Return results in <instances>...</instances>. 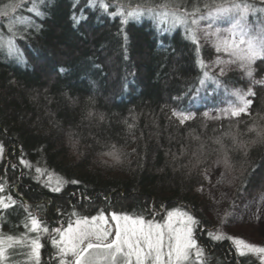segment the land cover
<instances>
[{
	"label": "trees",
	"instance_id": "trees-1",
	"mask_svg": "<svg viewBox=\"0 0 264 264\" xmlns=\"http://www.w3.org/2000/svg\"><path fill=\"white\" fill-rule=\"evenodd\" d=\"M103 2L110 4L107 12L98 0L94 6L89 0H47L40 7L44 16L33 17L39 28L24 29L18 18L29 17L33 4L25 2L13 14L6 6L20 0H0V11L9 12L0 16L5 49L0 53V238L5 240L0 264H37L31 252L37 237L38 264H59L53 230L79 217L114 212L161 221L176 208L199 221L194 238L204 250L203 264H264V255L240 256L226 236L211 239L209 234L217 233L194 192L206 161L225 153L239 192L264 189V139L248 130L264 127V88H253L250 115L171 123L170 109L191 103L210 51L181 26L165 32L166 24L147 16L122 24V17L110 14L116 5L127 9L165 0ZM177 2L191 12L195 6L204 11L212 0ZM13 24L16 36L25 37L16 43L26 63L6 55ZM253 69L254 77H262L264 60ZM221 80L244 85L237 71ZM200 108L194 105L193 111ZM113 146L119 162L107 155ZM30 214L49 231H30Z\"/></svg>",
	"mask_w": 264,
	"mask_h": 264
},
{
	"label": "snow or ice",
	"instance_id": "snow-or-ice-1",
	"mask_svg": "<svg viewBox=\"0 0 264 264\" xmlns=\"http://www.w3.org/2000/svg\"><path fill=\"white\" fill-rule=\"evenodd\" d=\"M25 2L33 4L27 8L31 15L25 18L21 15L18 20L19 26L27 28H39L33 19L42 18L44 12L40 7L47 6V0H20L19 4H12L14 14L22 8ZM104 11H108L110 4L98 0ZM264 4V0H260ZM89 6H94L93 0H89ZM204 11L199 6H195L190 12L186 6L177 0H165L160 5L148 6L139 4L135 7L129 5L127 9L123 5L113 6L110 13L113 16L122 17L121 23L127 24L130 20H140L142 17H149L157 24H166L168 27L161 31L169 32L178 25L185 27L189 24L201 28L202 34L206 37L215 36L216 51L224 53L229 59L219 60V64H236L242 69L247 77L253 78V65L258 60H264V19L260 18V13H264V7L257 8L250 0H221L217 3L212 0L211 4L203 6ZM0 16L7 18L8 11H0ZM13 19H16L13 16ZM73 20L78 22L73 16ZM16 24L8 28L9 39L7 41L6 55L16 58L20 62L23 60L22 51L16 43L17 39L23 40V35L17 37L14 29ZM192 39L196 41L195 35ZM198 43V41H196ZM3 37L0 36V53H4ZM61 72L65 69H60ZM207 76V73H205ZM224 75V69H220V76ZM219 83V78L216 80ZM204 83V81H201ZM255 83H264L255 81ZM232 95L236 103L229 108L222 110L226 115L239 118L242 114L250 115V107L253 103L249 97L255 96V92L249 88L247 90L234 89ZM207 116L208 114L205 113ZM181 123L191 119V115L180 113ZM255 132L258 139H264V127H256L255 124L248 129ZM255 142V141H254ZM217 143H220L217 140ZM75 147V145H73ZM113 151L107 155L119 162V153L113 146ZM3 146L0 145V153H3ZM216 165H223L225 172L221 173L222 182L226 178L227 172L232 168L230 158L227 153L214 162ZM37 172L41 169L37 168ZM71 183H78L72 180ZM0 187V191H2ZM53 191H60L59 187ZM10 199V198H9ZM4 202L0 200V205ZM7 207V205H4ZM75 215V213H74ZM111 221L103 213L98 216H83L75 221H69L67 227H58L53 231L57 233L58 239L53 238L52 243L57 247L59 264H203L202 257L204 250L198 246L194 238V229L199 221L188 211L176 208L167 212V218L161 223L152 219L146 220L143 216L111 214ZM30 223L32 232H48V228L42 227L40 220L31 216ZM27 227V225H26ZM211 239L220 240L223 234L212 235ZM8 241H14L9 236ZM227 239L233 241L237 246L240 256L247 252L264 253V247L247 243L243 239L228 236ZM21 243L22 241H15ZM4 238H0V259L4 257ZM11 245H9L10 247ZM41 244L39 238L31 240V252L35 255L37 264L39 262V249Z\"/></svg>",
	"mask_w": 264,
	"mask_h": 264
},
{
	"label": "rangeland",
	"instance_id": "rangeland-1",
	"mask_svg": "<svg viewBox=\"0 0 264 264\" xmlns=\"http://www.w3.org/2000/svg\"><path fill=\"white\" fill-rule=\"evenodd\" d=\"M255 1L260 3V0ZM260 18L264 19V13H260ZM190 20L187 27L183 25L177 27H183L191 38L195 35L198 44L205 46L210 51L211 56L205 63L207 76L204 74L202 78L204 83H200L187 108L184 110L171 108L167 119L171 123L182 124L180 113H184L191 115V119L197 116L198 119L206 122L231 120L233 117L226 115L222 110L236 103V99L232 95L233 90L249 88L253 90L257 84L264 88V83H255V81L264 82V73L260 78L254 77V75L253 78H249L236 64H219L218 58L219 60L229 58L224 53L216 51L215 36H204L201 31L203 22L201 28L198 29L197 26L191 25ZM221 68L224 69V75L232 71L240 72L244 85L231 86L223 83L222 76H220ZM217 78H219V83L216 82ZM194 105L201 106L200 110L193 111ZM205 113L208 115L206 116ZM222 157H213L206 161L204 167L199 171L200 184L194 192L201 200L200 210L212 222L217 234L222 233L223 236L243 239L247 243L264 247V189L255 193L239 192L232 168L227 172L226 178H223L222 182H218L222 180L221 173H224L225 169L223 165H216L214 162ZM105 216L108 217L110 223L114 224V221H111V214ZM166 218L167 216L161 221L152 220L162 223ZM56 237L58 239V235ZM256 254L264 255V253Z\"/></svg>",
	"mask_w": 264,
	"mask_h": 264
}]
</instances>
